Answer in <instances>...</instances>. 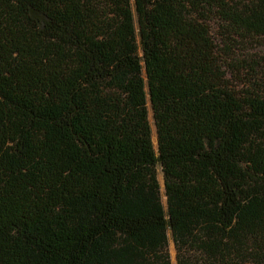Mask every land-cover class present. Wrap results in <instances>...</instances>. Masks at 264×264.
Returning <instances> with one entry per match:
<instances>
[{
	"label": "trees",
	"instance_id": "16d2710c",
	"mask_svg": "<svg viewBox=\"0 0 264 264\" xmlns=\"http://www.w3.org/2000/svg\"><path fill=\"white\" fill-rule=\"evenodd\" d=\"M134 7L0 0V264H264V0Z\"/></svg>",
	"mask_w": 264,
	"mask_h": 264
},
{
	"label": "rangeland",
	"instance_id": "374dc122",
	"mask_svg": "<svg viewBox=\"0 0 264 264\" xmlns=\"http://www.w3.org/2000/svg\"><path fill=\"white\" fill-rule=\"evenodd\" d=\"M229 1H232V0H229ZM131 6H132L133 15H134V20L136 23V28H138L137 27V15L135 12V7H134V0H131ZM225 29H222L221 26L217 24L216 22L215 23L212 22L210 24L211 35L214 38V41L216 42V44L219 45L220 48H224L225 46L223 42L229 41L235 53L234 58L237 59L239 62H242L239 64V66H242L244 68L243 73L242 75L241 74L238 76L236 75V78H232V82L239 84L240 83L239 80H245L248 77H250V75L258 76L264 79V38L255 37L249 34L248 32L241 31V30L238 31V34L240 35L237 36L233 29L227 32L225 31ZM250 67L256 68V72L251 73L249 71ZM147 109H148V118H149V122L151 126L152 142H153L155 150L157 151L156 127H155V123L153 119V111H152L151 104L149 101L147 103ZM157 171H158L157 179L159 182L161 201H162L165 211H167V199L165 196L163 173L160 167L157 168ZM167 237H168L167 249H168L169 260L171 264H179L178 250L173 240L171 230H168Z\"/></svg>",
	"mask_w": 264,
	"mask_h": 264
}]
</instances>
